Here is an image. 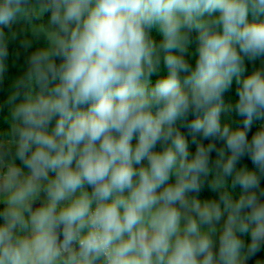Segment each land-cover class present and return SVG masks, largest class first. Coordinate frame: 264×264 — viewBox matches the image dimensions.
<instances>
[{
  "label": "clouds",
  "instance_id": "obj_1",
  "mask_svg": "<svg viewBox=\"0 0 264 264\" xmlns=\"http://www.w3.org/2000/svg\"><path fill=\"white\" fill-rule=\"evenodd\" d=\"M16 41L0 264H264V0H0Z\"/></svg>",
  "mask_w": 264,
  "mask_h": 264
},
{
  "label": "trees",
  "instance_id": "obj_2",
  "mask_svg": "<svg viewBox=\"0 0 264 264\" xmlns=\"http://www.w3.org/2000/svg\"><path fill=\"white\" fill-rule=\"evenodd\" d=\"M26 22L23 20L18 19L14 24H13V28L19 30L22 29L24 27H26ZM7 31V29H5ZM153 35L155 36V38L157 40H159L160 34L157 30H153ZM193 36H195V33H193ZM43 37H39L36 39V44H43ZM17 50L19 51V56H17ZM195 50V43H193L192 45V51ZM29 52L31 51V49L28 50ZM26 56V52L25 50L20 47L19 41H16L12 44L9 45V58H8V66H7V70L5 71V73L3 74V78L0 79V127H7V124L4 121V116L7 112V104H6V100H7V95L9 92V82L10 80L17 75L18 69L23 65L24 59ZM256 65H259V61L256 62ZM246 66H247V72L245 73V75H247L248 73H250L253 69V65L251 63H249L246 59ZM163 68V65H162ZM166 71V69H165ZM155 77H153V81H155ZM235 100V83H233V87L232 89L227 92L225 94V103H229V102H234ZM261 123V121L257 120L254 122L253 126H252V132H255L259 126V124ZM182 132L186 135V137L188 136V130L187 129H182ZM252 132L249 133V137L251 136ZM190 139V137H189ZM133 143H135V141H133ZM191 150L194 151V146L191 147ZM242 164L246 163L248 164L249 167H251V163L250 161L245 158L244 160L241 161ZM239 192V189H237V194ZM215 194L209 192L207 189H205L201 194H200V198L205 199V198H209V197H214ZM247 239V238H246ZM258 256L260 257H264V251H262L261 253L258 254ZM254 260L255 258H253L252 261H250L251 264H254Z\"/></svg>",
  "mask_w": 264,
  "mask_h": 264
},
{
  "label": "crops",
  "instance_id": "obj_3",
  "mask_svg": "<svg viewBox=\"0 0 264 264\" xmlns=\"http://www.w3.org/2000/svg\"><path fill=\"white\" fill-rule=\"evenodd\" d=\"M249 264H251L250 261H249Z\"/></svg>",
  "mask_w": 264,
  "mask_h": 264
},
{
  "label": "rangeland",
  "instance_id": "obj_4",
  "mask_svg": "<svg viewBox=\"0 0 264 264\" xmlns=\"http://www.w3.org/2000/svg\"><path fill=\"white\" fill-rule=\"evenodd\" d=\"M202 199V198H201ZM203 200V199H202Z\"/></svg>",
  "mask_w": 264,
  "mask_h": 264
}]
</instances>
